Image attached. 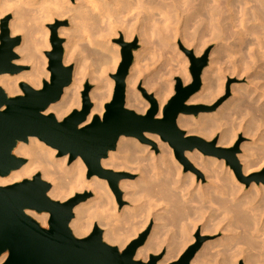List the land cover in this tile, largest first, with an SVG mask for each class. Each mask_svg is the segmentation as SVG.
Returning <instances> with one entry per match:
<instances>
[{
	"label": "bare ground",
	"instance_id": "6f19581e",
	"mask_svg": "<svg viewBox=\"0 0 264 264\" xmlns=\"http://www.w3.org/2000/svg\"><path fill=\"white\" fill-rule=\"evenodd\" d=\"M10 14L12 37L22 36L21 44L15 49L19 60L13 63L31 68L16 76H0V87L10 97L22 94L21 83L39 90L50 79L46 71L48 61L43 55L45 50H50L49 26L69 20L70 26L59 28L58 34L65 40V66L74 64L73 82L64 89L61 99L45 112L46 115L54 114L58 121L81 111V92L87 83L95 86L90 94L93 108L80 128L104 117L114 89V81L109 76L115 73L121 61L120 46L112 45L111 40L122 34L127 42L138 38L141 47L134 51V62L127 77V108L142 114L149 110L136 88L149 62L154 65L158 60L151 61L155 45L158 44L162 58L171 48V38L172 43L182 39L185 48L194 47L197 56L217 42V46H222L210 54L201 77L202 88L191 96L188 104L216 99L223 92L222 84L228 74L239 78L248 76L249 85L233 88L234 97L218 116L204 118L199 123L200 131L190 130L187 137L202 132L209 140L213 139L234 117L246 121V134L252 137L264 128V0H0V23ZM157 21L159 28L155 26ZM153 39H157L154 46ZM168 63L171 62L168 60ZM168 72L160 76L161 79L149 76L144 81L149 91L157 90L159 119L165 103L173 95L171 79L178 75L185 82L191 81L186 59L178 62L177 70L171 68ZM178 118L183 128L189 127L190 119ZM229 127L233 129L236 125ZM230 128L223 131L219 146L229 147L236 142L241 126L234 132ZM147 136L159 141L158 136ZM259 141L264 142V139L259 137L256 144ZM256 147L246 150L243 147L245 176L264 166V147ZM149 148L122 136L116 150L101 161L104 169L140 176L137 180H120L119 188L124 193L122 201L129 203L123 208L107 180L88 177V167L82 158L70 162V156L65 155L58 159L59 151L38 138L17 145L14 154L26 159V163L8 177L0 176V186L40 174L51 184L48 196L54 201L67 202L87 191L93 193L92 199L81 201L75 207L70 229L76 237L84 238L95 227L101 228L103 241L120 251L136 241L154 219L150 237L136 252L137 261L149 262L165 248L167 253L160 263L177 261L197 239L199 242L196 233L200 232L201 236L222 233L223 237L204 244L196 253L194 264H239L241 261L243 264H264V184H252L247 188L236 181L232 173L229 177L221 171V163L216 160L204 159L197 150L186 152L194 166L205 173L207 183L204 184L198 178L197 169L184 171L173 156L169 157L172 152L156 157ZM27 214L47 227L49 214L34 211H27ZM6 257L0 259V264Z\"/></svg>",
	"mask_w": 264,
	"mask_h": 264
},
{
	"label": "water",
	"instance_id": "95a60500",
	"mask_svg": "<svg viewBox=\"0 0 264 264\" xmlns=\"http://www.w3.org/2000/svg\"><path fill=\"white\" fill-rule=\"evenodd\" d=\"M11 19L12 16L8 15L0 23V76L15 75L26 68L13 63L18 59L15 49L22 39L12 37L9 27ZM67 25V22L62 21L49 26L52 49L45 54L49 59L50 79L43 83L41 89L21 83L22 95L10 97L0 87L1 177H8L25 165L26 159L16 156L14 151L20 142L28 143L30 138H38L58 150L60 156L69 155L70 162L82 158L88 167V177L97 176L107 180L118 197L121 196L119 182L128 174L104 169L101 161L108 157L109 152L116 150L122 136L143 138L145 132L159 133L174 144L177 157L187 165L189 163L184 153L196 148L205 154L217 156L229 153L215 148V142L209 144L196 136L184 138L185 132L177 125L181 114L196 109L187 106L186 102L201 89L202 73L207 66L206 58L199 60L187 50L192 64L190 72L193 83L184 86L181 79L176 80L175 96L164 107L160 119L157 118L160 111L158 102L145 90L142 91L143 95L151 103L146 115H139L125 106L127 77L138 45L137 41L126 42L123 38L118 40L122 60L116 73L111 75L115 88L112 100L106 105L104 117L97 118L88 127L80 128L93 108L89 85H86L82 94L81 111L72 113L63 121H58L54 114L46 115L49 106L57 103L64 89L73 82L74 67L64 64V40L58 34L59 27ZM237 173L240 174L239 168ZM50 189L51 184L44 181L40 174L32 179L0 186V259L7 255L3 264H159L163 258L162 254L153 256L149 262L135 259L149 231L122 252L103 241L102 230L98 227L87 237H76L70 229V223L74 218L75 207L87 195L59 202L48 196ZM27 211L49 214L48 228L41 226ZM201 245L202 240L170 264H192Z\"/></svg>",
	"mask_w": 264,
	"mask_h": 264
},
{
	"label": "rangeland",
	"instance_id": "374dc122",
	"mask_svg": "<svg viewBox=\"0 0 264 264\" xmlns=\"http://www.w3.org/2000/svg\"><path fill=\"white\" fill-rule=\"evenodd\" d=\"M71 1H73L74 2V0H71ZM160 13V12H159ZM158 12H157V14H159ZM11 16H12V14H10ZM8 16V15H7ZM6 16V17H7ZM107 17V16H106ZM158 18V17H157ZM156 18V20H158ZM12 20V19H11ZM67 22L68 23V25L67 26H61V27H69L70 26V23H69V20L68 19H65V20H60V21H57V22ZM56 22V23H57ZM105 22H107V20L105 21ZM56 23H54V24H56ZM158 21H157V24H156V22H155V26L156 27H158L157 25H158ZM53 24V25H54ZM105 24H107V23H105ZM154 25V24H153ZM152 25V26H153ZM152 26H151V28H152ZM160 26V25H159ZM61 27H59V28H61ZM150 27V26H149ZM182 28H183V26H181ZM146 28V27H145ZM153 28H154V26H153ZM152 28V29H153ZM159 28V27H158ZM184 29V28H183ZM49 30H50V28H49ZM59 30V29H58ZM185 30V29H184ZM50 32H51V30H50ZM16 37H21V39H22V36L21 35H18V36H16ZM50 37H51V35H50ZM170 37H172V35H170L169 36V38ZM121 38H123V35L121 34H119V36H118V38H115V39H112L111 40V44L112 45H119L118 44V40L119 39H121ZM179 38V37H178ZM124 39V38H123ZM64 40V39H63ZM154 41H153V46L155 45V43L157 42V39H153ZM175 40V39H174ZM173 40V41H174ZM135 41H137V45H138V47H137V49L135 50V51H137V50H140V44H139V40H138V38H136V39H134L131 43H133V42H135ZM64 42H65V40H64ZM127 42V41H126ZM49 43H50V38H49ZM157 44V43H156ZM169 44L171 45V48H169V49H167V52H165L163 55H162V58L160 57L161 56V51L158 49V44H157V46L155 45V49H154V54L156 55H154V59H150L151 61H152V63H153V60L155 61V60H157V62H156V64L154 63V65H150V63L151 62H149V68L148 67H146V69H145V71H144V73H143V75H142V77H141V80H140V83H139V85L137 86V88H136V91L138 92V94L140 95V97H141V100L143 101V102H145V103H147L148 105H149V110H150V108H151V103L149 102V100L147 99V98H145L144 97V95H143V90H145V92L147 93V94H151V95H153L154 96V98L156 99V101L158 102V105H159V108H160V103H159V100H158V98L156 97V91L157 90H152V91H149V89L144 85V81H145V79L147 78V77H149V76H151V78L153 77V78H156L157 80H158V78H160L161 79V77L160 76H163L165 73L166 74H168L169 72L168 71H170V69L172 68L173 70H177V67H178V62H181V61H183V59H186L187 60V62H188V72H189V75H190V77H191V81L190 82H185V80H183L180 76H178V75H175L171 80H172V82H173V84H174V86H173V95L168 99V101L165 103V105H164V107L169 103V101H170V99L172 98V97H174L175 96V87H176V84H177V79L179 78V79H181V81H182V83H183V85L184 86H188V85H190L191 83H193V78H192V75H191V72H190V69H191V66H192V64H191V60H190V58L188 57V55L186 54V50L187 51H189V52H192L193 53V55H194V57L195 58H197V59H199V60H202V59H204V58H206V61H207V66H208V63H209V58H210V54L214 51V50H216L218 47H221L222 45H218L217 46V42H213V43H211L205 50H204V52L202 53V55H200V56H197L196 54H195V48L194 47H190V48H185L183 45H182V39H177V40H175L173 43H172V38H171V40H169ZM174 44V45H173ZM120 46V45H119ZM151 48V49H152ZM51 43H50V50H45L44 52H43V55H44V57L47 59V61H48V63H49V59H48V57L46 56V52H48V51H51ZM152 49V50H153ZM175 50V51H174ZM153 52V51H152ZM158 52V53H157ZM163 53V52H162ZM120 55H121V46H120ZM158 56L160 57V61H159V58H158ZM163 56H164V58H163ZM166 56V57H165ZM177 58V59H176ZM16 60H19V56H18V59H16ZM15 60V61H16ZM122 60V59H121ZM168 60H169V62H171L170 64L168 63ZM159 61V62H158ZM225 61H226V59H225ZM224 61V62H225ZM173 62V63H172ZM223 61H222V63H224ZM120 63H121V61H120ZM120 63H119V65H120ZM169 64V65H168ZM73 67H74V64H71ZM71 65H69V66H71ZM168 65V66H167ZM151 66V67H150ZM206 66V67H207ZM24 67H26L23 71H21L20 73H17V74H15V76L16 75H19V74H21L22 72H26V71H30V66L28 65V66H24ZM68 67V66H67ZM119 67V66H118ZM224 67V66H223ZM118 69V68H117ZM164 70H165V72H164ZM46 71L48 72V73H50L49 71H48V65H47V67H46ZM117 71V70H116ZM116 71H115V73H116ZM115 73H113V74H115ZM10 75V74H9ZM112 75V74H111ZM111 75L109 76V78H110V80L111 81H114V79L111 77ZM11 76H14V75H11ZM168 76V75H167ZM150 78V77H149ZM152 78V79H153ZM216 80V79H215ZM49 81V80H48ZM219 84H220V82H218ZM86 85H89V86H91V89H90V92H89V96H90V94H91V91H93V89H94V85L93 84H91V83H87V84H85L84 85V88H83V91L81 92V100H82V94H83V92L85 91V87H86ZM223 92H222V94L221 95H219L216 99H214L213 101H211V102H207V103H205V102H201V103H194V104H188V101L190 100H188L187 102H186V105L187 106H189L190 108H196L195 110H191L188 114H181L180 116H184L185 118H187V119H190L189 120V127H187V128H183L180 124H179V122L177 121V125H178V127H179V129L181 130V131H184L185 132V136H184V138H187V133H188V131H190V130H194V129H197V130H199V126H200V124L203 122V120H204V118L205 119H207V117L208 118H210V117H216V114H217V116H218V112H220V110L229 102V101H231L232 100V98L234 97V94H233V88H235V87H237V88H239V87H241V86H248L249 85V80H248V76H243V78H239L237 75H233V76H230L229 74L227 75V79L225 80V81H223ZM43 87V86H42ZM114 88H115V81H114ZM202 88V87H201ZM20 90H21V88H20ZM201 90V89H200ZM21 92H22V90H21ZM113 94H114V89H113ZM113 94H112V98H113ZM197 94V93H196ZM22 95V94H21ZM126 95H127V91H126ZM194 96V95H193ZM112 98L110 99V101L112 100ZM91 99V98H90ZM126 99H127V96H126ZM110 101H108L107 102V104L110 102ZM106 104V105H107ZM82 106H83V100H82ZM125 106H127V100H126V103H125ZM164 107H163V109H164ZM127 108V107H126ZM200 108H203V109H200ZM127 109H129V110H132V111H134V112H136L137 114H139V115H146L147 114V112L149 111H147L145 114H142V113H139V112H137V110L136 109H132V108H127ZM82 110V109H81ZM197 112V113H196ZM179 116V117H180ZM233 118V117H232ZM237 117H234L233 119H232V121H230V123L226 126V125H224L223 127H221V129H219L218 130V132L215 134V137L213 138V139H208L207 137H205V136H203V134H202V132H200V133H198V134H196V135H193V136H196V137H199V138H201V139H203L205 142H207V143H209V144H211V143H213V142H215V148H221V149H224V150H227L229 153H222V156H217V155H211V154H205L204 152H202L201 150H199V149H195V150H197V151H199V152H201L202 154H203V156H204V159L206 158V160H209V161H211V160H216L218 163H221V171H224L226 174H227V176H231V173H232V177H234V179L236 180V181H238V182H241V183H243L244 185H245V187H247V188H250L251 186H252V184H256V185H260V184H264V166H263V168H261V170L260 169H258V171H256L257 169H253V172L250 174V175H248V176H245L244 175V165H245V161H243L244 160V158H243V156H244V153L245 152H243V150L245 149L246 150V148H257L256 147V145L257 146H259L260 145V147H264V145H263V141H259V142H257V144H256V140H258L259 139V137H260V139H264V133H263V131H264V128H262L257 134V136L255 137V135L252 137L250 134L249 135H247L248 133L246 132V130L245 129H247V123H246V121H240V119H237ZM178 120H179V118H178ZM201 122V123H200ZM238 122V123H237ZM244 122L246 123V124H244ZM200 123V124H199ZM232 124H233V127H234V125H236V127H237V129H239L240 128V126H241V129H239L238 130V132H237V135H238V137L236 138V142L234 143V145H232V146H229V147H221V146H219L218 145V142H219V140H220V137H221V135H222V133H223V131H228V128H230L229 126H231L232 127ZM238 124H239V127H238ZM241 124V125H240ZM243 125V126H242ZM246 125V126H245ZM232 127V128H233ZM236 127H234L233 129H231L230 128V130L231 131H235L236 129ZM243 127H245V128H243ZM189 128V129H188ZM226 128H227V130H226ZM245 130V132H244V130ZM229 130V131H230ZM200 131V130H199ZM247 131H248V129H247ZM247 133V134H246ZM148 134H150V135H155V136H158L159 137V141H157V140H154V139H151V138H149L147 135ZM193 136H191V137H193ZM263 136V137H262ZM255 137V138H254ZM127 138H130V139H135V140H137V142L141 145V146H143V147H150L149 148V150L151 151V152H153L154 153V155L156 156V157H159V156H162L163 155V153H166V152H168V154H167V156L169 155V157L171 156H173V159H174V161L178 164V165H180V166H183V170L184 171H196V167L194 166V164L186 157V152H194V151H186L185 153H184V157H185V159L187 160V162L189 163V165H187L186 163H184L180 158H178L177 157V149H176V147L174 146V144H172L169 140H167V139H164L163 138V136L161 135V134H159V133H151V132H145L144 134H143V138H138V137H127ZM255 141V142H254ZM260 143V144H259ZM161 144H167L168 146H167V148H169V149H167L166 147H161L162 145ZM262 144V145H261ZM161 145V146H160ZM243 147H245L244 149H243ZM166 149V150H165ZM168 150V151H167ZM244 150V151H245ZM250 152H254V151H250ZM166 155V154H165ZM242 158H241V157ZM242 159H240V158ZM57 158L59 159V158H63L62 156H60L59 155V153H58V155H57ZM223 162V163H222ZM223 164V165H222ZM262 164V163H261ZM237 168H239V172H240V174L238 175V173H237ZM118 173V172H117ZM119 173H125V174H128V176L126 177V178H123V179H130V180H137L140 176H139V174H137V173H131V172H127V171H122V172H119ZM197 175H198V178H199V180H203V183L204 184H206L207 183V180H206V175H205V173L204 172H202L201 170H199V169H197ZM122 179V180H123ZM47 182V181H46ZM49 183V182H48ZM50 184V183H49ZM112 190V189H111ZM119 190H120V193H121V196L120 197H118L115 193H114V191H113V194L115 195V197H116V200H117V202H118V204H119V206L121 205L122 206V208L123 207H125V206H128L129 205V203H127V202H124V201H122L123 200V195H124V193H123V191L119 188ZM81 195H83V196H85V195H87V197H86V199L83 201V202H86V201H89L90 199H92L93 197H94V195H93V193H91V192H85V193H83V194H81ZM76 197V196H75ZM40 224V223H39ZM41 225V224H40ZM154 226H155V220L154 219H151V221H150V223H149V225L147 226V228L140 234V236L138 237V239L141 237V235H143V233H145L146 231H149V234H148V237H147V240H148V238L150 237V235H151V233H152V231H153V228H154ZM45 228H48V224H47V227H45ZM95 229V228H94ZM93 229V230H94ZM99 229H101V228H99ZM93 230L91 231V233L93 232ZM102 230V229H101ZM90 233V234H91ZM102 233H103V231H102ZM89 234V235H90ZM196 234H199V242H200V240H202V245H201V248H200V250L202 249V247L204 246V244H206V243H208V242H214V241H216V240H218V239H220V238H222L223 237V235H222V233H217V234H215V235H203V236H201V233L200 232H198V233H196ZM88 235V236H89ZM87 237V236H86ZM195 237H196V235H195ZM138 239H136V240H138ZM147 240H146V242H147ZM198 239L195 241V243L193 244V246H195V245H197L198 243ZM106 243V242H105ZM145 245V244H144ZM143 245V246H144ZM119 249V248H118ZM120 252H122V251H120ZM199 252V251H198ZM166 253H167V250H166V248L165 249H163V251L160 253V254H158V255H162L163 254V258L165 257V255H166ZM185 254V253H184ZM155 256H157V255H155ZM163 258L159 261V264H161L160 262L163 260ZM240 263H244V261L242 262H240ZM192 264H194L193 262H192Z\"/></svg>",
	"mask_w": 264,
	"mask_h": 264
}]
</instances>
